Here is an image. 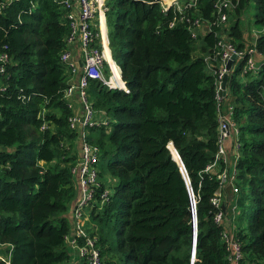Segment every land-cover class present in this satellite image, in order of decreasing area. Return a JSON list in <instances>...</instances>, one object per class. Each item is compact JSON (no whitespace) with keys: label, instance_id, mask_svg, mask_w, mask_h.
Returning <instances> with one entry per match:
<instances>
[{"label":"trees","instance_id":"1","mask_svg":"<svg viewBox=\"0 0 264 264\" xmlns=\"http://www.w3.org/2000/svg\"><path fill=\"white\" fill-rule=\"evenodd\" d=\"M230 1L226 23L199 34L202 49L212 51L217 29L228 28L227 38L238 47L251 43L238 26L250 6L253 20L264 26V0ZM214 2L195 0L188 13L211 21ZM105 4L111 54L129 91L97 79L87 86L92 108L108 117L106 124L86 127L88 139L99 147V175L112 181L100 205L97 192L85 228L97 238L103 264H191V196L172 143L195 198L193 264H232L224 224L214 219L219 208L211 203L218 181L205 170L217 149L215 76L202 55L193 56L187 24H170L174 7L162 11L158 0ZM63 13L53 0H0V55L7 57L0 59V253L10 250V264H60L67 257L63 213L75 192L70 168L79 137L64 96L60 55L70 23ZM255 44L264 57V33ZM238 66L228 83L239 142L237 192L225 199L223 213L237 223L239 264H264V65L256 76ZM235 71L250 76L238 81ZM0 264H6L1 257Z\"/></svg>","mask_w":264,"mask_h":264},{"label":"built area","instance_id":"2","mask_svg":"<svg viewBox=\"0 0 264 264\" xmlns=\"http://www.w3.org/2000/svg\"><path fill=\"white\" fill-rule=\"evenodd\" d=\"M62 10L63 15L70 23V33L66 38V48L60 55L65 72L67 74V86L64 89V96L68 98L76 92L82 105V113L73 114L69 117L70 127L78 131L79 155L77 161L70 168L71 173L76 179L79 195L72 207V218L74 224V235L71 242L77 248V260L75 264H103L100 249L96 244L97 238L86 230L87 210L96 198L100 190L99 205L108 198L110 191L107 184L102 187L103 181L99 177V169L96 162L99 159V147L96 143L91 142L87 135V126L107 123L108 117L102 113L100 117L95 116L96 112L92 108L87 97V86L90 79H97L110 89H121L129 91L128 86L121 76V69L116 60L112 57L109 46L108 28L104 20L105 10L107 8L105 0H53ZM162 11L174 7L177 15L170 23L178 20L187 24L191 35L194 38L199 36L197 27L200 25V18L194 13H188V10L195 4V0H158ZM231 5L230 0H215V19L208 21V32L211 31L212 24L218 25L227 20V8ZM97 19L95 22L94 20ZM216 33V32H214ZM255 38L250 40L251 43L244 47H238L228 38H220L211 52L202 54L205 68H209L215 76L216 97L218 101V138L217 149L213 159L206 165L205 170L215 174L218 186L213 192L211 203L219 210L216 212L214 219L224 224L222 231L223 237L229 249V260L232 264H239L241 256L240 243L233 235L231 220L224 219L221 205L227 198V193L223 191L227 183L232 184V192H237L235 185L236 163L239 155V142L237 139L238 130L235 121L232 119V105H228V114L222 111L223 94L219 93L221 87V78L224 72L231 76V70L235 62L227 69L224 60L235 55L234 60L241 63V73H255L264 65V57L257 49ZM77 39L81 51V64L72 56L69 44ZM0 59H7L5 54L0 55ZM233 60V61H234ZM0 71H4L3 64L0 65ZM74 75L77 76L76 82L69 81ZM228 83L226 84L227 87ZM230 134L234 135L233 146L227 150L223 144L225 138ZM81 159V160H80ZM112 181L108 176L107 182ZM233 204L232 210L234 211ZM228 220L230 221L228 224ZM66 237V235H65ZM80 239V240H79ZM2 248L5 245H0ZM0 257L6 264H10V250L7 254L0 253Z\"/></svg>","mask_w":264,"mask_h":264},{"label":"crops","instance_id":"3","mask_svg":"<svg viewBox=\"0 0 264 264\" xmlns=\"http://www.w3.org/2000/svg\"><path fill=\"white\" fill-rule=\"evenodd\" d=\"M104 20H105V15H104ZM95 22L97 21V19L94 20ZM106 22V21H105ZM69 48L71 51V56L79 63L81 64V51H80V47L78 45V41L77 39L73 40L70 44H69ZM233 62H238V60H234ZM233 68V67H232ZM77 76L74 75L69 81L72 82H76ZM231 80V76H229V81L227 80V83H229ZM69 100L71 101L72 107H73V112L76 114H80L82 113V105L81 102L78 99V96L76 94V92H74L71 96H69ZM230 104L229 102V91H228V85L226 87V93L223 94V99H222V111L225 114H228V105ZM101 114H96L95 116H98ZM233 141H234V135L230 134L229 136H227L223 142L225 148L227 150H230L231 147L233 146ZM78 147H79V139H78ZM79 149V148H78ZM79 152V151H78ZM74 195L71 199V202L68 205V208L66 209V211L63 213V216H65L66 220L69 223V231L66 234L65 237V250L67 253V257L65 259H63L60 264H75L76 260H77V248L74 246V244L71 242V237L74 235V224H73V218H72V207L73 204L75 203L76 199L78 198L79 195V189H78V185L77 182L75 180V190H74ZM86 223L88 221V214L86 216Z\"/></svg>","mask_w":264,"mask_h":264},{"label":"rangeland","instance_id":"4","mask_svg":"<svg viewBox=\"0 0 264 264\" xmlns=\"http://www.w3.org/2000/svg\"><path fill=\"white\" fill-rule=\"evenodd\" d=\"M195 16H198L200 18V25H199V27H197V30L199 31V34H203L205 32H208V29H207L208 21L205 20L204 18H202L200 15H195ZM231 19H234V17L230 15L228 21L231 22L230 21ZM238 26L243 31V33H246L249 36L248 37L249 40H253L255 35H257L259 33H264V26L262 24L256 23L253 20V8L251 6L246 8L243 11L241 17L239 18ZM217 33L220 35L219 39L220 38H227L228 37V28H227V30H225L223 32H221V30L217 29ZM203 45H204L203 38H202V36L199 35L194 40L193 56L202 55V54H205V53L209 52V48L206 47V46H204V48L202 49ZM238 67H239L238 66V62H235L234 65H233L234 70L237 69ZM205 69H206L207 72H211L209 70V68H205ZM252 74L254 76H256L258 73L255 72V73H252ZM249 76L250 75H246V76L242 75V74H240V71H239L235 75V78L238 81H244ZM67 99H69V97ZM95 112H96V114L98 113V114L102 115V112H98L97 110H95ZM98 116H100V115H98ZM78 151H79V149H78ZM96 163H97L96 166L99 169V166H98L99 162L97 161ZM99 177L105 184L108 183L107 182V178H108L107 175H99ZM232 206H233V204H232ZM232 206L230 204L231 209H232ZM244 223H245V221L242 222V224H244ZM232 226H233V229H235V230L237 229V223H236L235 219H233V221H232Z\"/></svg>","mask_w":264,"mask_h":264},{"label":"water","instance_id":"5","mask_svg":"<svg viewBox=\"0 0 264 264\" xmlns=\"http://www.w3.org/2000/svg\"><path fill=\"white\" fill-rule=\"evenodd\" d=\"M234 58H235V55L234 54H231L230 57H228V58H226L224 60L225 67L227 69H230L231 64L233 63ZM227 80L229 81V73L226 71V72H224V74H223V76L221 78V83H220L221 87L219 89V93L226 92ZM170 145L172 146L171 147L172 157L175 160H177V162L179 163L180 170H181L182 175H183V177H184V179L186 181V185H187V188H188L189 193H190V196H191V212H192V219H193V237H194V239H193V250H192L191 264H193L194 252H195L196 228H197V226H196L197 220H196L195 198H194V194L192 192L191 185H190V180H189V177L187 175V172H186V169L184 167V164L182 162V159H181L179 153L177 152L176 148L172 145V143H170ZM225 191L227 193V200L228 201H231L232 198H233L232 184L231 183H227L226 184ZM221 208L223 210H225V208H226L225 202L222 203ZM229 222L230 221L228 220V224H229Z\"/></svg>","mask_w":264,"mask_h":264}]
</instances>
